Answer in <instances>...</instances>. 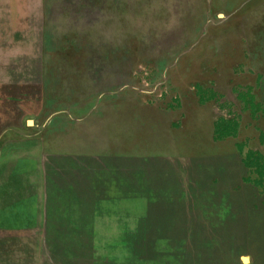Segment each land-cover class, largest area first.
Masks as SVG:
<instances>
[{"label":"rangeland","instance_id":"1","mask_svg":"<svg viewBox=\"0 0 264 264\" xmlns=\"http://www.w3.org/2000/svg\"><path fill=\"white\" fill-rule=\"evenodd\" d=\"M260 132L264 0H0V264H264Z\"/></svg>","mask_w":264,"mask_h":264},{"label":"trees","instance_id":"2","mask_svg":"<svg viewBox=\"0 0 264 264\" xmlns=\"http://www.w3.org/2000/svg\"><path fill=\"white\" fill-rule=\"evenodd\" d=\"M245 95L249 97V100H246ZM245 98L244 109H250L252 116H255V112L257 110V105L255 106V102L253 100V96L247 91L246 93H242V98ZM249 105V108H248ZM214 139L220 140L226 137H235L239 127V121L236 118H219L215 122L214 126ZM259 141L264 147V134L262 132L259 133ZM236 147L239 153H242V144H237ZM243 165L250 169L256 170L259 172L261 177L264 176V154L260 151L248 149L242 157Z\"/></svg>","mask_w":264,"mask_h":264},{"label":"crops","instance_id":"3","mask_svg":"<svg viewBox=\"0 0 264 264\" xmlns=\"http://www.w3.org/2000/svg\"><path fill=\"white\" fill-rule=\"evenodd\" d=\"M124 151V150H123ZM122 155H126L125 153H121ZM103 155V154H102ZM123 194H118L116 192L113 193L112 192H108L107 195H106V200L108 203H109V206L107 207V209L105 210V212L107 213H120L122 212L121 208L119 207L118 203L119 201H121V199L123 197H130V196H135L134 193H130L128 194L127 192H122Z\"/></svg>","mask_w":264,"mask_h":264},{"label":"water","instance_id":"4","mask_svg":"<svg viewBox=\"0 0 264 264\" xmlns=\"http://www.w3.org/2000/svg\"><path fill=\"white\" fill-rule=\"evenodd\" d=\"M30 122V121H29Z\"/></svg>","mask_w":264,"mask_h":264}]
</instances>
